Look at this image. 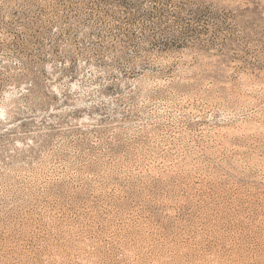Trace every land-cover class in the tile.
I'll use <instances>...</instances> for the list:
<instances>
[{
  "label": "rangeland",
  "instance_id": "obj_1",
  "mask_svg": "<svg viewBox=\"0 0 264 264\" xmlns=\"http://www.w3.org/2000/svg\"><path fill=\"white\" fill-rule=\"evenodd\" d=\"M0 264H264V0H0Z\"/></svg>",
  "mask_w": 264,
  "mask_h": 264
}]
</instances>
